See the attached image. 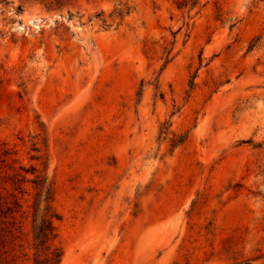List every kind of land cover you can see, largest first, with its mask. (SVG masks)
<instances>
[{
	"label": "rangeland",
	"instance_id": "rangeland-1",
	"mask_svg": "<svg viewBox=\"0 0 264 264\" xmlns=\"http://www.w3.org/2000/svg\"><path fill=\"white\" fill-rule=\"evenodd\" d=\"M178 1L0 0V197L47 164L60 264H264V0Z\"/></svg>",
	"mask_w": 264,
	"mask_h": 264
},
{
	"label": "trees",
	"instance_id": "trees-1",
	"mask_svg": "<svg viewBox=\"0 0 264 264\" xmlns=\"http://www.w3.org/2000/svg\"><path fill=\"white\" fill-rule=\"evenodd\" d=\"M179 10L192 11L198 8V0H180L176 3ZM37 160L41 157L36 158ZM24 174L30 173L33 179H27L23 173L15 172L8 177L13 190L9 199L0 197V264H10L14 255L8 258L6 247L13 239H17V233L21 231V224L17 217L30 219V235L32 264H60L63 258L61 248L56 244L57 231L55 222L60 220L53 206L54 183L48 179L47 164L42 162V169L31 167L19 168ZM30 183L33 194L30 203L24 208L19 195H31L24 185ZM27 202V201H26Z\"/></svg>",
	"mask_w": 264,
	"mask_h": 264
}]
</instances>
